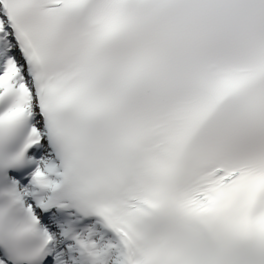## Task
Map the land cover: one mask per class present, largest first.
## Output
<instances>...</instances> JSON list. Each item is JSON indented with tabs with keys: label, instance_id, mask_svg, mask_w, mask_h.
Wrapping results in <instances>:
<instances>
[{
	"label": "snow or ice",
	"instance_id": "snow-or-ice-1",
	"mask_svg": "<svg viewBox=\"0 0 264 264\" xmlns=\"http://www.w3.org/2000/svg\"><path fill=\"white\" fill-rule=\"evenodd\" d=\"M0 264H264V0H0Z\"/></svg>",
	"mask_w": 264,
	"mask_h": 264
}]
</instances>
